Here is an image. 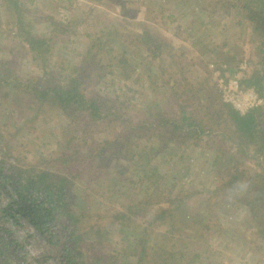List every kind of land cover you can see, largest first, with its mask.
<instances>
[{
	"label": "rangeland",
	"instance_id": "rangeland-1",
	"mask_svg": "<svg viewBox=\"0 0 264 264\" xmlns=\"http://www.w3.org/2000/svg\"><path fill=\"white\" fill-rule=\"evenodd\" d=\"M11 1L0 0V78L7 77L0 79L4 172L26 178L37 170L71 169L76 205L70 208L78 223L67 224L89 257L133 264L140 241L148 239V262L165 250L177 257L167 264H264V240L240 203V193H247L251 183L244 179L232 189L223 185L211 199L215 188L231 177L236 161L241 169L248 163L249 170L257 162L222 154L226 144L213 131L199 136V144L193 137L182 143L174 136L179 132L162 131L157 122L164 112H178L180 103L203 124L212 123L208 106L214 111L218 102L232 105L229 89L235 79L242 93L254 92L264 104V88L261 94L241 82L264 70L260 38L247 20L227 14L215 0H204L202 6L193 5L197 0H18L30 9L25 14L30 34L53 38L45 66L17 35L19 12ZM147 32L171 47L161 54L153 45L152 51L147 49ZM170 55L174 62L168 60ZM73 77L84 81L86 95L114 104L117 115L112 122L103 119L88 126L91 134L74 141L80 146L78 162L67 158L58 163L65 137L83 129L73 124L80 112L75 109L69 115L53 93L51 101L40 104L33 91L67 87ZM140 122L147 126L144 131L137 129ZM124 126L130 130L125 132ZM176 198L181 202L174 209ZM17 199L14 189L0 185V216L1 209ZM133 205L140 215L132 212L125 224H115L114 216ZM12 206L20 225L9 219L7 226L15 239L23 238L24 247L16 254L13 248L5 250L4 260L21 264L27 256L31 264L43 259V264H59L61 247L52 246L46 232ZM163 206L174 209L173 229L167 218L157 215ZM68 210L62 207L56 213L69 218ZM160 262L152 264H164Z\"/></svg>",
	"mask_w": 264,
	"mask_h": 264
},
{
	"label": "trees",
	"instance_id": "trees-1",
	"mask_svg": "<svg viewBox=\"0 0 264 264\" xmlns=\"http://www.w3.org/2000/svg\"><path fill=\"white\" fill-rule=\"evenodd\" d=\"M203 1L204 0H197V2H193V5L202 6L204 3ZM215 1L219 2L220 8L227 14L232 15L230 13H234L235 15L241 16L245 20H247V22L251 26V29L256 33L257 37L260 38L259 50L264 57V0ZM11 3L13 4L14 9H17V11L19 12L17 20L15 21V24L18 25L17 35L24 38V40L28 43L29 48L33 51V53L36 54V57H39V59L44 61L46 66L47 62L45 54L46 52L53 50V46L51 45L53 43V38H47L45 36L35 37L34 35H31V29L27 28H31L32 25L29 22V18L25 15L26 13H29L30 9L28 8V6L19 3L18 0H13L11 1ZM28 24H30L29 27H27ZM56 27L57 24L54 23L52 28L53 31L56 30ZM145 38H147V49L151 50V45H153V51L157 50L159 51V54L163 53L167 48L171 47L168 42L154 37L148 32ZM153 55H155L156 57L157 54L153 53ZM168 60L170 62H174V56L170 55L168 57ZM163 61L165 60L163 59ZM10 78H13L14 80V76H10ZM0 79H7V77ZM15 79L18 80V78L16 77ZM246 79L241 82H248L252 86L256 87L259 93H261L260 91H262L264 88V70H262L260 73L253 72L249 76V79ZM84 87L85 84L81 78L73 77L71 82L68 83L67 87L61 88L60 86L59 88H52V90L35 89L33 91V94L36 95L40 100V104L45 103L46 101L49 102V100L51 101V93H53L54 96L59 98V106L64 110L66 109L69 115H72L73 113L71 111H76L75 109L80 112V114L77 116L80 119L75 120L73 124L79 125L76 126V128H81L83 126V129H77V131L75 132L70 131L69 133L73 135L65 137L67 138L64 140L65 150L62 151L61 156L56 160L58 163L60 160H63L64 162L67 161V158L70 159V161H79L78 155L80 146L75 145L74 141L84 139L88 136V134H91V128H88V126H93L95 122L102 121L103 119H107L109 120V122L116 120V106H114V104H112L109 100L104 101L98 96L86 95ZM194 94L196 95L195 98L199 102L200 98H198V91H195ZM211 101L214 102L213 99ZM195 107L197 110L200 109L199 106ZM178 108V112L172 115L168 112H164L162 113V115L160 114V117L162 119H158L157 122L159 126H161L160 129L162 131L170 130L173 132H179L174 133V136L178 134L179 136L175 137L182 139V143H185L189 139V137L196 138L195 144L200 143L199 136L205 134L206 131H213L217 134L218 137H220V140H222V142L226 144L227 148H223V150L221 151L222 154H229V157H231V155L235 156L234 159L237 158L236 155H241L242 158H246L248 159V161L252 160L253 162H257L255 164V167L252 168V170H249L248 163H246L245 166L241 169V166H239L236 161L235 168L230 173L231 177L229 178V180H227V182H222L218 187L215 188L214 195H212L211 199L214 198L213 196L219 194V189H224L223 185L227 186V188L229 189H232L235 186L241 184V181L247 179L249 183H251L249 184L251 188L248 187L247 193H240V203L243 204L246 209H248L251 225H253L257 235L260 236L262 240H264V157H262L264 156V104L257 108L249 109L245 113H241L231 104L228 105L222 102H218L214 106V111L213 108L208 106V111L206 110L207 116L214 115V119L209 120L212 121V123L205 122V124L202 123L201 117H197V114L195 115V113L191 111L188 112V110H186V105L183 106L179 103ZM198 112L200 111L198 110ZM80 120H83L84 123H78V121ZM84 124H86L85 127ZM130 127L131 126H124L122 128L125 129V132H127L130 130ZM146 128L147 126L145 123H138V130L144 131ZM122 147L124 149H127L128 144L124 143ZM100 148L106 151V147H96V149ZM93 150L98 152L95 149ZM71 155L72 158H69ZM2 162L5 163L4 161ZM5 170V166L0 167V177L4 178V180L0 181V185L3 188L8 186L11 187V190L14 189L17 193L18 199L13 203L9 202L7 206L1 209V264H12L11 261H5L4 256L2 257V255H5L3 253L5 250L13 248L16 254L17 248L23 249L24 247L23 238L21 240L15 239L12 235L13 230L7 226L9 219H12L11 222L16 224L17 226L20 225L17 216L10 212L13 204L17 206L15 207L16 210L23 212L27 215V217L32 218L37 228L40 227V229L46 232V238L52 246L59 245V247H61L62 255L60 257L59 264H113V261H106L112 258H104L97 255L94 257H89L88 254L79 249L81 248L80 237H75L73 234V230H70L71 232L69 231V224H67L69 221L70 225L74 221L78 223V219L74 214V210L70 208L76 205L74 193L72 191L74 185H72L69 181L71 180V174H74L71 173V169L69 170L66 168L62 173L60 172V170H37L34 171L33 177L26 178H23L22 176H14L9 172H4ZM175 201L176 202H174L173 205L174 209L175 204L181 202L178 198H176ZM26 202H28L29 205L28 203L26 204ZM62 207L70 209L68 210L69 218L58 217V214L56 212H59ZM133 208H136V205L128 207L126 213L118 212L116 216H114V218L116 219L115 224H125V222L130 219L129 217L132 212L136 213V215H140L138 213L141 211L135 212L138 209ZM174 209L163 206L157 213L159 218H167L169 220L168 223L171 225V229H173L175 226V222L173 219ZM48 224L53 225L50 226ZM55 225H59L61 227V230H57L55 232L52 231L51 228ZM140 243L141 246H139L141 247V249L136 250V253H138V261H133V264H146L150 263V260L151 264L156 260H161V262L167 264L166 262L168 260H177L175 253H168L165 250H160L156 254V257H151L149 262L145 261V257H148L146 245L149 244L150 241L147 239L144 242V240L142 239ZM15 258L17 259L16 255ZM89 258L94 259H92L93 261H91ZM22 261L27 262V264H31L27 256H23ZM43 261L44 259L41 260L39 264H43ZM23 262L20 263L26 264ZM131 263V261H128L126 264Z\"/></svg>",
	"mask_w": 264,
	"mask_h": 264
},
{
	"label": "built area",
	"instance_id": "built-area-1",
	"mask_svg": "<svg viewBox=\"0 0 264 264\" xmlns=\"http://www.w3.org/2000/svg\"><path fill=\"white\" fill-rule=\"evenodd\" d=\"M229 94L230 101L233 103L232 105L241 113H245L249 109L262 105L263 100L258 96V94H255L254 92H250L248 94L241 92L237 79L230 82Z\"/></svg>",
	"mask_w": 264,
	"mask_h": 264
}]
</instances>
